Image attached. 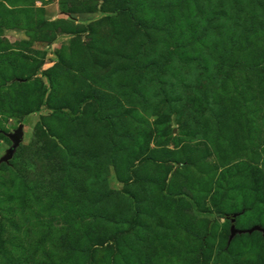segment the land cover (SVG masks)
<instances>
[{"label": "rangeland", "instance_id": "obj_1", "mask_svg": "<svg viewBox=\"0 0 264 264\" xmlns=\"http://www.w3.org/2000/svg\"><path fill=\"white\" fill-rule=\"evenodd\" d=\"M232 214L264 228V0H0V264H264Z\"/></svg>", "mask_w": 264, "mask_h": 264}, {"label": "water", "instance_id": "obj_2", "mask_svg": "<svg viewBox=\"0 0 264 264\" xmlns=\"http://www.w3.org/2000/svg\"><path fill=\"white\" fill-rule=\"evenodd\" d=\"M22 129L23 125L19 124L17 128L12 132V133H7V137L12 141L11 147L7 150V155L3 158V161H8L16 148L18 147L21 138H22ZM239 214H232L228 217L229 222H230V227H229V238H228V243L236 236V235H241V234H251L253 232H260L262 235H264V228L260 226H253L252 228L246 229V230H239L235 227V221L236 217Z\"/></svg>", "mask_w": 264, "mask_h": 264}, {"label": "trees", "instance_id": "obj_3", "mask_svg": "<svg viewBox=\"0 0 264 264\" xmlns=\"http://www.w3.org/2000/svg\"><path fill=\"white\" fill-rule=\"evenodd\" d=\"M56 151H59L60 153L63 154V150L58 145L56 146ZM74 189H75V187H74ZM223 216H225V215H223Z\"/></svg>", "mask_w": 264, "mask_h": 264}]
</instances>
